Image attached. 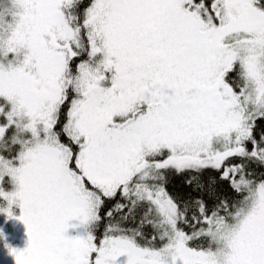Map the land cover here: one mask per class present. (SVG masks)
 Wrapping results in <instances>:
<instances>
[{"label": "snow or ice", "instance_id": "1", "mask_svg": "<svg viewBox=\"0 0 264 264\" xmlns=\"http://www.w3.org/2000/svg\"><path fill=\"white\" fill-rule=\"evenodd\" d=\"M0 215L15 264H264V0H0Z\"/></svg>", "mask_w": 264, "mask_h": 264}, {"label": "rangeland", "instance_id": "2", "mask_svg": "<svg viewBox=\"0 0 264 264\" xmlns=\"http://www.w3.org/2000/svg\"><path fill=\"white\" fill-rule=\"evenodd\" d=\"M0 228L3 229L6 242L12 247L22 249L26 246L27 236L24 225L21 222L8 220L5 222V217L0 215ZM4 240L0 239V264H15L14 258L8 255L4 248ZM126 258L121 257L123 262Z\"/></svg>", "mask_w": 264, "mask_h": 264}]
</instances>
